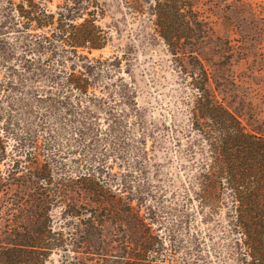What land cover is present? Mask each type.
Instances as JSON below:
<instances>
[{"label":"rangeland","instance_id":"374dc122","mask_svg":"<svg viewBox=\"0 0 264 264\" xmlns=\"http://www.w3.org/2000/svg\"><path fill=\"white\" fill-rule=\"evenodd\" d=\"M42 2L52 11L62 0ZM100 2L104 8L100 23L110 28L111 40L90 55L103 59L116 54L120 68L97 82L96 88L108 84L107 90L112 92L99 109L83 102L89 108L82 118L75 110L67 112L64 105L52 106L47 98H33L28 82L23 88L11 89L8 82L13 79L5 66L13 61L0 62V154H4L0 206L9 208L18 198L25 199L22 184L29 182L63 183V197L67 194L87 205L91 202L83 185L71 183L79 176L105 181L110 190L124 182L132 204H141L140 213L146 211L151 218L145 221L161 240L165 263L236 264L227 247L229 234L220 225L221 214L208 217L194 197L185 198L180 185L194 169L187 161L189 152L195 150V146L189 150L191 138L186 132L188 92L153 30L151 17L136 13L130 0ZM187 2L195 20L191 32L195 52L211 74L217 99L246 128H264V0ZM121 90L132 91L124 103ZM95 93L106 94L100 89ZM70 102L74 106L73 99ZM10 103L12 108L7 107ZM32 157L30 163L25 162ZM14 160L20 164H13ZM2 210L0 231L6 223ZM55 227L65 241V226ZM114 228L105 225L106 235L112 236ZM76 254L56 249L44 264H77Z\"/></svg>","mask_w":264,"mask_h":264},{"label":"trees","instance_id":"16d2710c","mask_svg":"<svg viewBox=\"0 0 264 264\" xmlns=\"http://www.w3.org/2000/svg\"><path fill=\"white\" fill-rule=\"evenodd\" d=\"M130 1L136 13L151 17L188 92L186 132L189 150H195L187 158L194 169L180 184L185 198L194 197L208 217L221 214L220 225L229 234L227 247L236 264H264V128H246L217 99L211 74L195 52V20L187 0ZM103 15L100 0H62L52 11L42 0H0V62L13 61L5 66L13 79L9 87L23 88L28 82L33 98H47L52 106L64 105L82 118L89 108L83 102L99 109L112 92L108 84L96 88L97 82L120 68L116 54L103 59L90 55L111 40L110 28L100 23ZM129 94L131 90L119 92L123 103ZM130 101L136 112L133 96ZM71 183L83 185L90 205L67 194L64 198L63 183L29 182L22 184L25 199L18 198L9 208L0 206L6 222L0 231V264H44L56 249L79 253L77 264H167L160 238L145 221L151 218L146 211L140 213L141 204H132L126 183L118 182L110 190L107 182L93 181L89 175ZM105 225L116 232L107 236ZM55 226H65V241Z\"/></svg>","mask_w":264,"mask_h":264}]
</instances>
